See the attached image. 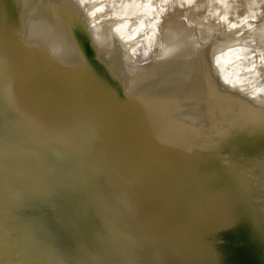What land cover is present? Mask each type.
I'll return each instance as SVG.
<instances>
[{
  "label": "water",
  "instance_id": "water-1",
  "mask_svg": "<svg viewBox=\"0 0 264 264\" xmlns=\"http://www.w3.org/2000/svg\"><path fill=\"white\" fill-rule=\"evenodd\" d=\"M0 264H264V0H0Z\"/></svg>",
  "mask_w": 264,
  "mask_h": 264
}]
</instances>
